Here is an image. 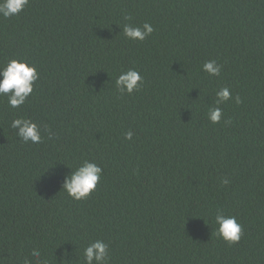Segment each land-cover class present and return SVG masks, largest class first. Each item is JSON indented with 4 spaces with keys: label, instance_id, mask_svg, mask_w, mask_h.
<instances>
[{
    "label": "trees",
    "instance_id": "16d2710c",
    "mask_svg": "<svg viewBox=\"0 0 264 264\" xmlns=\"http://www.w3.org/2000/svg\"><path fill=\"white\" fill-rule=\"evenodd\" d=\"M145 22L143 41L123 34ZM13 58L39 78L19 108L0 96V264L33 249L84 264L98 239L107 264H264V0H29L0 16V65ZM129 69L143 83L121 93ZM222 87L232 99L216 105ZM16 117L42 141L23 142ZM85 160L102 173L77 201L62 183ZM217 210L242 226L238 242L216 234Z\"/></svg>",
    "mask_w": 264,
    "mask_h": 264
},
{
    "label": "clouds",
    "instance_id": "9594fccd",
    "mask_svg": "<svg viewBox=\"0 0 264 264\" xmlns=\"http://www.w3.org/2000/svg\"><path fill=\"white\" fill-rule=\"evenodd\" d=\"M29 0H0V16L9 18L18 15L28 5ZM126 20L131 19L125 16ZM154 31L153 27L145 22L142 26L125 24L123 34L132 40L143 41ZM202 70L211 76H219L221 65L215 60L205 61ZM39 78L36 67L23 59H10L6 64L0 65V96H6L8 105L11 108H19L32 94L34 83ZM143 83V77L135 69L122 71L115 80L119 92L131 94L139 91ZM216 105H220L232 99L229 87H222L216 92ZM235 103H241L240 97H234ZM223 110L219 106L210 107L208 119L211 123L217 124L221 121ZM10 127L16 129L17 136L25 143H40L42 136L40 127L31 119L16 117L11 121ZM132 132L125 133V139L131 140ZM51 138V135L49 136ZM102 168L88 160L83 161L74 171L67 175L62 183L64 191L74 200H84L96 189L100 180ZM224 180L223 183H227ZM213 222L218 225L216 234L227 243L238 242L242 235V226L234 216H225L222 211L217 210ZM34 264H42L41 252L33 249L30 253ZM109 257L108 244L103 240H95L88 244L83 250L84 264H107ZM33 261L25 259L24 264H33ZM46 264V262H44Z\"/></svg>",
    "mask_w": 264,
    "mask_h": 264
}]
</instances>
